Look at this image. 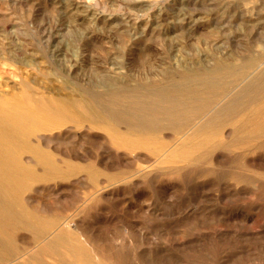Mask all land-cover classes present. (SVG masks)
Segmentation results:
<instances>
[{
    "label": "rangeland",
    "instance_id": "obj_1",
    "mask_svg": "<svg viewBox=\"0 0 264 264\" xmlns=\"http://www.w3.org/2000/svg\"><path fill=\"white\" fill-rule=\"evenodd\" d=\"M0 264H264V0H0Z\"/></svg>",
    "mask_w": 264,
    "mask_h": 264
},
{
    "label": "bare ground",
    "instance_id": "obj_2",
    "mask_svg": "<svg viewBox=\"0 0 264 264\" xmlns=\"http://www.w3.org/2000/svg\"><path fill=\"white\" fill-rule=\"evenodd\" d=\"M16 130L13 128L12 124L8 122L7 124L0 121V164L4 165L6 162L13 159V151L15 150V143L18 140L16 135ZM4 169H0V176L5 174Z\"/></svg>",
    "mask_w": 264,
    "mask_h": 264
}]
</instances>
